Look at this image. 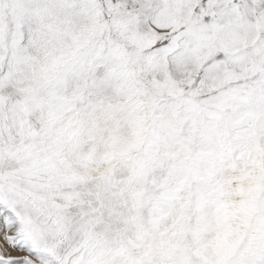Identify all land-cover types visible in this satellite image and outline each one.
I'll list each match as a JSON object with an SVG mask.
<instances>
[{
    "label": "snow or ice",
    "instance_id": "1",
    "mask_svg": "<svg viewBox=\"0 0 264 264\" xmlns=\"http://www.w3.org/2000/svg\"><path fill=\"white\" fill-rule=\"evenodd\" d=\"M0 264H264V0H0Z\"/></svg>",
    "mask_w": 264,
    "mask_h": 264
}]
</instances>
